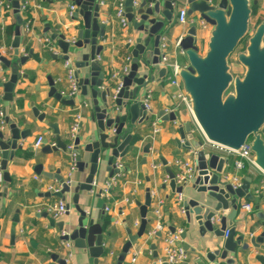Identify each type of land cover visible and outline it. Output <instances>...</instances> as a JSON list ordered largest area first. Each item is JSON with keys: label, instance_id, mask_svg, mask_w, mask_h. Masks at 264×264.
<instances>
[{"label": "crops", "instance_id": "0c3cea01", "mask_svg": "<svg viewBox=\"0 0 264 264\" xmlns=\"http://www.w3.org/2000/svg\"><path fill=\"white\" fill-rule=\"evenodd\" d=\"M118 0H96L99 3V19L105 27V36L98 38V44L103 49L99 54V63L105 72L103 85L112 84V91L118 87L119 82L112 78V73L120 72L125 60L131 53L126 45L134 43V38L142 34L133 31L128 32V27L123 28L115 14L116 3ZM27 10L23 14V20L28 24L27 30L20 27V45L18 55H14L11 42L14 37L15 18L10 3L7 0H0V53L11 61L12 64L19 65L21 74L12 92L11 100H3L4 91L0 85V110L9 122L15 123L19 130L30 129V134L25 139H20V148L14 152L12 159L6 163V172L9 181L0 184V264H59L54 261L50 254H56L64 259L65 250L60 239L61 232L56 227H49L47 218L40 214L37 209L45 204L55 203L63 200L68 211L61 218L55 219L56 222H63L66 225H74L79 217V212L72 202V192L65 193L63 198L58 196H45L44 193L50 192L49 185L56 184L54 178H47L41 174L35 173V166L42 165V170L48 173H56L63 179L68 177L69 157L65 151L58 150L47 153L42 151L45 145L53 146L56 144L54 133L49 123H55L62 141L68 143V134L74 121V115L78 112L81 116L80 126L77 132L79 145L76 146L78 156L83 161L88 162L89 154L83 151L84 141L89 137L94 129V124L90 120L92 103L90 97V86H87V95L79 94L72 98L73 105H66L50 96V85L48 77L54 82L57 91L67 90L69 83L67 81V68L65 60L62 58H53L54 54H62L56 41L47 38L44 29L49 26V32L64 34L66 39H75L77 30L81 24V18H72L69 16L70 6L74 5L71 0H28ZM103 2V4H100ZM258 3V0H257ZM9 5L11 9H7ZM76 7V6H75ZM180 8H185L184 3L179 4L174 9V15L171 25L174 30L171 35H163L166 41L164 54L168 56L170 62H177L179 66L185 65L181 58L180 51L177 49V38L180 37L184 29L190 25L179 24L177 22V13ZM188 19V18H187ZM190 22V19H188ZM12 28L11 34L7 29ZM211 26L200 29L198 32L199 51L204 52L210 34ZM45 40L55 46L53 51L45 53ZM151 46V42L149 44ZM80 52L69 50L68 61L72 69L76 70L75 62L80 59ZM28 56L27 60L20 64V57ZM151 61L152 59L149 58ZM164 71L161 73V69ZM85 69H82V72ZM140 74L146 72L148 77L143 87H139L141 102L149 98L151 112L148 113V120H144L140 125H136L139 130L137 139L131 144V151L123 157L114 159L115 163H120L122 169L117 175L114 171L109 176L110 171L106 170V161L100 158L98 172L94 177V190L91 196H86L84 191L79 193L78 204L85 210L87 217L92 218L94 222L103 224L104 235V254L99 259V264H115V259L120 249L127 239V233L123 223L125 222L132 233L137 229L134 227L135 221L140 222L139 208L135 201L141 204L144 202L145 191L150 189L151 203L148 207L146 218L150 222L145 230L151 229L156 221H159L164 228L174 227L182 229L185 237L182 236L181 244L188 253L190 264H196L203 261L204 264H261L259 255L264 256V250L255 247L251 239L261 236L264 232V173L256 166H250V174L243 175L242 169L234 167L236 155L228 153L226 150L216 147L207 142L200 130L190 110L184 105H177L178 92L177 86L171 84V72L167 67L161 64H151L146 70L140 66ZM10 74L9 68L3 66L0 62V82H5ZM151 76V78H150ZM79 111L76 110L78 105ZM37 108L44 114L43 120H38L32 109ZM161 110H174L176 119L174 121H160V132L149 140L147 135L151 131V122L155 116H159ZM188 122L199 138H202L204 145L210 151L224 157L227 163L223 166V175L234 174L240 179L250 177L249 191L254 197L258 198V209H255L254 203L249 200L238 199V210L232 220L231 226L234 228V240L242 236L240 243L236 245V252H228L224 259L216 258L214 263L208 262L204 258L207 250L213 251L222 248L224 238L216 237L212 232H206L203 235L199 233V227L195 222L187 223L185 216L179 210L177 202L178 193L171 190L169 186L168 173L165 166L159 159L162 157L166 161V167L174 174L178 171L175 164L176 159H193L194 152L179 148L177 140L180 142L179 127ZM5 127L6 124L4 123ZM39 136H42L43 142L39 148H34V143ZM150 142V153L146 157V162H142V148L145 143ZM131 152V153H130ZM108 152H106V155ZM153 165L157 167L154 168ZM112 170V169H111ZM2 174V170L0 169ZM88 174V165L83 171L77 169L70 174L72 185L82 182ZM114 177L112 191L108 190L109 196L102 195V188L105 183ZM165 178H168L165 181ZM101 190V198L105 205L109 207L108 212H100L97 207V198L94 194ZM53 193V192H51ZM182 201L187 198L196 197V192L192 189V183L183 187L181 192ZM128 199L126 201L125 199ZM161 203V217L156 218L153 209L156 202ZM251 203L250 211L243 208L244 204ZM262 216H258V212ZM107 214L109 221L104 223L102 217ZM51 216L50 214H48ZM99 216V217H98ZM52 217V216H51ZM53 218V217H52ZM215 227L219 226L218 221L214 222ZM230 228V225L227 226ZM11 229H14V238L11 239ZM165 229V230H166ZM153 244L154 250L150 248ZM246 246L245 248H243ZM264 246V243H262ZM73 258L70 264H92V259L87 253L74 248ZM135 257L134 264H163L162 241L147 239L145 234L139 237L131 246L126 254L122 264H129L130 259ZM231 260V263H227Z\"/></svg>", "mask_w": 264, "mask_h": 264}, {"label": "water", "instance_id": "95a60500", "mask_svg": "<svg viewBox=\"0 0 264 264\" xmlns=\"http://www.w3.org/2000/svg\"><path fill=\"white\" fill-rule=\"evenodd\" d=\"M12 8L15 18L14 37L11 42L14 55L19 53L20 27L24 20L19 13V4L23 0H7ZM76 6L72 18H81V24L73 41L66 39L64 34L49 32V26H45L44 32L51 41H56L62 54H54L53 58L68 60L69 50L80 52V59L75 62L74 76L77 79L81 95H87V86H90L92 111L90 120L94 129L83 142V151L89 154L88 162L78 156L76 169L83 171L88 165V174L82 182L65 184L59 171L48 173L42 170V165L35 166V173L47 178H54L62 187L58 192H46L45 196L64 197L65 193L72 192V202L75 204L79 217L74 225H66L56 222L47 212L40 215L47 218L49 227H56L61 240L70 241L72 247L87 253L92 259V264H99L100 257L104 254L103 224L94 222L88 218L84 209L78 204L79 193L84 191L86 196H91L94 190V177L98 172L100 158L106 161V170L109 176L118 172L111 170L115 158L125 156L131 151V144L137 139L139 130L135 132L136 125L148 120V113L141 102L139 87H143L148 77L146 72L140 74V66L145 70L159 62V43L163 35H171L174 30L171 25L174 9L179 4L186 6V16L192 19L182 35L177 38L176 47L180 51L185 65L179 66L177 73L180 87L189 100V109L195 123L204 139L212 145L223 149L239 151L249 142L250 152L254 165L264 173V18L250 30L251 5L257 0H124L125 18L128 32L137 31L142 34L134 38V43H127L126 47L131 53L132 60L128 74L121 78L120 88L113 92L112 84L103 85L105 72L97 60L103 47L98 44V38L105 36V27L99 19L100 5L96 0H71ZM203 20L211 26L210 34L204 52L199 51L198 32L201 27L198 21ZM249 34V35H248ZM247 37V44L243 52L236 54L237 62L244 68L242 76H234L230 72L229 57L235 51L240 41ZM151 42V46L149 45ZM28 56L20 57V64L27 60ZM149 58L152 60L150 61ZM0 62L9 68L10 74L5 82H0L3 87V100H11L15 84L20 78L19 65L12 64L10 60L0 53ZM82 69H85L82 72ZM161 73L164 68L160 70ZM151 78V76H150ZM50 96H53L66 105H73L74 100L68 96H62L54 86V82L48 77ZM38 120H43L44 114L37 108L32 109ZM164 120L174 121V112L165 114L159 112ZM6 127L0 128V169L4 182H8L6 163L12 159L14 152L20 148L19 140L25 139L30 134V129L19 130L15 123L9 122L5 117ZM81 124H79L80 126ZM52 128L56 144L45 145L42 151H65L66 143L61 140L55 123H49ZM179 148L194 152V161L197 173L192 183V189L196 197L182 201L184 216L187 223L195 222L199 227V233L212 232L216 237H223L222 248L213 251L207 250L204 258L214 263L216 258L224 259L228 252L235 253L236 245L242 239L239 236L234 240V228L232 220L238 210V199L249 200L258 209V198L249 191L250 177H245L241 184L233 187L229 179L224 178L223 166L227 163L224 157L210 151L205 147L202 138H199L191 125L186 122L179 127ZM74 143L79 145V137H75ZM150 142L144 144L142 162L150 153ZM106 152L108 154L106 155ZM168 173L169 186L175 193H181L184 186H176L174 173L166 167V161L159 158ZM114 166V165H113ZM2 194L0 193V196ZM94 196L97 198V207L104 212L105 202L101 198V190ZM151 203L150 189L145 191L144 202L135 201L139 208L140 224L135 233L124 222L127 239L118 253L115 264H122L132 244L141 237L148 220L146 214ZM262 216V212L257 213ZM99 217V216H98ZM219 226L215 227L214 222ZM230 225V228L227 226ZM173 232L174 227H169ZM158 234L157 236H159ZM11 239L14 238V229H11ZM185 237V232L181 235ZM255 247L264 250V232L261 236L251 239ZM154 245L150 248L154 250ZM244 246L243 248H245ZM54 261L65 264L64 259L56 254H50ZM261 264H264V256H258ZM231 263V260H227ZM196 264H204L198 261Z\"/></svg>", "mask_w": 264, "mask_h": 264}, {"label": "built area", "instance_id": "2783aa9c", "mask_svg": "<svg viewBox=\"0 0 264 264\" xmlns=\"http://www.w3.org/2000/svg\"><path fill=\"white\" fill-rule=\"evenodd\" d=\"M28 0H23L20 1L19 4V13L20 16L22 18L23 14L25 13V11L27 10V6H28ZM124 0H118L116 3V17L120 23V25L125 28L127 26V21L125 18V11H124ZM100 4H103V2H100ZM7 9H11L9 5H6ZM76 7L75 5H71L70 6V11H69V16L72 17L74 11H75ZM23 19V18H22ZM177 22L179 24H187V23H191L192 19H190V22L187 19L186 16V9L185 8H180L178 10L177 13ZM198 25L201 27V29L203 28H207L209 24H207L206 22H204L203 20L198 21ZM23 27L27 30L28 28V24L25 22L23 24ZM74 39H69V41H73ZM45 46L53 51L55 49V46L52 45L49 41L45 40ZM44 46V47H45ZM166 48V41L164 40V38L161 39L160 43H159V50H160V58H159V64H161L162 66H164L165 68H169L170 72H171V84L177 86L178 88V92L176 94V98L178 99V103L177 105H184L185 107H187L189 109V100L188 97L185 95V93L183 92L182 88L180 87V81H179V76L177 73V70L179 68L178 63L175 62H170L168 60V56L166 54H164V50ZM97 60L99 59V57H96ZM130 64H131V58L130 56H128L125 60V63L121 69L120 72H114L112 73V78L116 79L119 84L118 87L115 91H117L120 86H121V78L128 74L129 72V68H130ZM65 66L67 68V81L69 83V88L67 90H62L60 91V94L62 96H68L69 98H74L79 94V87H78V83H77V79L74 76V69L71 68L70 63L68 60H65ZM2 82L4 81V79L1 80ZM144 107L147 111V113L151 112V106L149 103V98H145L143 101ZM86 103H83L82 105H78L76 107V110L79 111V109L81 108V106H86ZM190 110V109H189ZM165 114H169L171 112H174V110H165L164 111ZM80 120H81V116L80 114L77 112L74 115V121L73 124L70 127L69 130V134H68V143L66 145V151L68 153V157H69V163H68V167H69V175L66 179H64V183L65 184H70L71 183V179H70V174L72 172H74L76 170V163H77V158H78V152L76 151V145L74 143L75 137L77 135L78 129H79V124H80ZM160 121H161V116H155L154 119L151 122V131L150 133L147 135V138L149 140H152L156 134H158L161 130L160 128ZM4 114L3 112L0 110V128H4ZM43 142V138L42 136H39L37 138V140L34 143V148L37 149L39 148V146L42 144ZM53 146L55 144H52ZM216 146V145H214ZM218 147V146H216ZM221 148V147H219ZM223 149V148H221ZM226 150L228 153H232L234 155H236V158L234 160V167L236 169H242L244 167L245 164L249 165V166H255L253 161H252V154L250 152V146H249V142L245 143L241 149L239 151H232V150H228V149H224ZM175 164L177 165L178 171L175 173L174 175V181L176 186H185L188 183H191V181L193 180V178L195 177L196 173H197V169H196V164L195 161L193 159H176L175 160ZM154 168H156V165H153ZM115 168L118 170V172L116 173L117 175H119L120 170L122 169V166L120 163H115ZM225 179H229L232 182L233 187H237L241 184L240 179L237 175H230L229 173L227 175H224ZM168 178H165V181ZM2 174L0 173V184L2 183ZM114 184V177L111 178L108 182L105 183L104 187L102 188V195L105 197L109 196V187ZM62 187V183L57 182L56 184L53 185H49L48 186V190L50 192H58L60 191ZM262 188H264V186H262ZM126 201H128V199H125ZM177 202L179 203V210L181 213H184V209L182 206V195L181 193H178L177 196ZM161 203L162 201L158 200L156 202V205L153 209V214L156 216V218H160L161 217ZM243 208H245L246 210L250 211L252 209V204L251 203H247L243 205ZM103 210L105 212L109 211V207L108 206H104ZM38 212L41 211H45L48 214H50L53 218L58 219L61 218L63 215L66 214V212L68 211V207L66 205V203L63 200H58L55 203H50V204H45L44 206L40 207L37 209ZM140 222L139 221H135L134 223V227L135 229L138 228ZM164 228V226L159 222L156 221L154 226L149 229L148 231L144 232L145 236L147 239H153V240H161L162 241V253H163V259L162 262L163 264H190L189 260H188V253L186 251V249L183 247V245L181 244L182 241V233L183 230L182 229H175L173 232H171L169 229ZM63 234V233H62ZM158 234H160L159 236H157ZM227 235V231H225V235ZM62 246L65 250V254H64V262L65 264H70L73 258V254H74V249L70 243V241H64L62 240ZM135 262V257L133 256L130 259L129 264H134Z\"/></svg>", "mask_w": 264, "mask_h": 264}, {"label": "rangeland", "instance_id": "374dc122", "mask_svg": "<svg viewBox=\"0 0 264 264\" xmlns=\"http://www.w3.org/2000/svg\"><path fill=\"white\" fill-rule=\"evenodd\" d=\"M258 4H259V10H258L257 14L255 16H253V17H250V30H249V33L252 32L253 29L255 28L256 23H257L256 21H257L258 17H261L262 19L264 18V0H258ZM247 37L248 36L245 37L244 45L238 44V46L236 47L235 51L229 57L230 72L234 76H242L243 73H244V68L236 60V54L239 51L243 52L245 50V47H246V44H247Z\"/></svg>", "mask_w": 264, "mask_h": 264}, {"label": "trees", "instance_id": "16d2710c", "mask_svg": "<svg viewBox=\"0 0 264 264\" xmlns=\"http://www.w3.org/2000/svg\"><path fill=\"white\" fill-rule=\"evenodd\" d=\"M251 9H252V13H251V17H253V16H255L256 14H257V12H258V10H259V4L258 3H256V4H252L251 5ZM262 18L261 17H258V19H257V23L261 20ZM24 23H25V21H24ZM256 23V24H257ZM12 31H13V29L12 28H8L7 29V33L8 34H11L12 33ZM245 38H243L241 41H240V43L239 44H242V45H244V43H245ZM45 53H49V50H48V48L45 46ZM133 150H131V152H132ZM130 152V153H131ZM114 165V161H113V164H112V167H111V169L112 170H114L115 169V165ZM249 168H250V166L249 165H247V164H245L244 165V167L242 168V174L243 175H249L250 174V170H249ZM112 188H113V186L111 185L110 187H109V189L108 190H110V191H112ZM147 213H148V210H147ZM147 215V214H146ZM147 220H148V223L150 222V218H146ZM102 220H103V222L104 223H107L108 221H109V216L107 215V214H105L103 217H102ZM148 223H147V225H148ZM147 225H146V228H147Z\"/></svg>", "mask_w": 264, "mask_h": 264}]
</instances>
